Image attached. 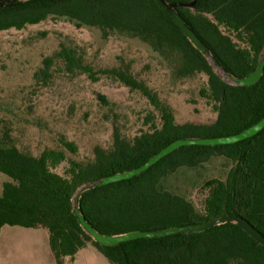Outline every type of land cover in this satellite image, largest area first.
<instances>
[{
  "label": "trees",
  "instance_id": "trees-1",
  "mask_svg": "<svg viewBox=\"0 0 264 264\" xmlns=\"http://www.w3.org/2000/svg\"><path fill=\"white\" fill-rule=\"evenodd\" d=\"M166 1L187 5L193 0ZM177 11L230 76L246 78L257 69L264 53V0H197L193 9ZM49 17L67 19L77 28L97 29L104 39H138L161 57L171 58L178 78L205 75L207 95L217 103V119L210 125H179L171 107L132 74L130 65L95 72L82 64L74 50L61 46L53 57L44 59L36 79L51 77L54 60L62 61L68 73L87 74L93 82L98 75L106 76L146 98L158 112L161 127L153 124L152 131L132 140L115 127L110 150L96 147L89 162L69 160L64 175L55 172L67 161L64 150L45 149L34 156L12 144L8 135H0V173L10 179L3 184L0 197V235L6 226L47 231L57 264L74 260L88 246L109 264H264V247L232 223L199 234L103 247L81 228L73 209L74 195L83 185L142 167L177 140L228 137L260 122L264 118V73L252 87L223 80L157 0L21 2L0 10V32L21 31ZM98 98L108 104L104 96ZM152 120L149 116L146 124ZM62 145L76 154L74 143L62 140ZM215 157L225 158L231 167L225 180L215 178L203 185L207 190L203 212L167 189L171 175L196 170ZM78 207L95 230L108 236L207 223L226 216L244 218L264 236V130L233 145L183 147L139 176L84 193Z\"/></svg>",
  "mask_w": 264,
  "mask_h": 264
},
{
  "label": "rangeland",
  "instance_id": "rangeland-1",
  "mask_svg": "<svg viewBox=\"0 0 264 264\" xmlns=\"http://www.w3.org/2000/svg\"><path fill=\"white\" fill-rule=\"evenodd\" d=\"M61 46L74 50L82 64L95 72L118 68L123 63L130 65L132 74L171 107L179 125H210L217 119V103L206 92L207 77L198 74L178 78L171 58L161 57L138 39H104L97 29L77 28L67 19L53 17L21 31L0 32V135H8L12 144L34 156L45 149L64 150L67 161L55 170L58 174H65L69 160L92 161L96 147L110 150L115 127L127 140L152 131L153 124L161 127L158 112L146 98L106 76L98 75V81L93 82L87 74L68 73L62 61L54 60L51 77L47 81L36 79L34 75L44 68V59L53 57ZM99 95L106 98L107 105ZM149 116L153 120L146 124ZM62 140L74 143L76 154L66 150ZM230 167L228 160L215 157L196 170L183 169L171 175L166 187L203 212L207 196L203 185L215 178L225 180ZM8 181L0 173V197ZM36 241L47 243L46 234L5 231L0 239V264H52L33 243ZM65 264L109 262L88 246Z\"/></svg>",
  "mask_w": 264,
  "mask_h": 264
},
{
  "label": "water",
  "instance_id": "water-1",
  "mask_svg": "<svg viewBox=\"0 0 264 264\" xmlns=\"http://www.w3.org/2000/svg\"><path fill=\"white\" fill-rule=\"evenodd\" d=\"M29 1H33V0H0V9L13 8L21 2H29ZM157 1L172 17L176 25L184 33V35L186 36L188 41L192 44V46L196 50H198L201 55L206 57L214 67H216L219 71H221L230 80L229 83L231 85L252 87L261 80L264 73V53L257 69L246 78L232 77L228 73H226L224 69L218 64V62L213 57L210 49L205 45V43L200 38L197 37L196 33L187 25L186 21L177 11V8L180 7L193 9L197 4V0H193L190 4L187 5L172 4L167 2L166 0H157ZM222 98L224 100V94H222ZM263 130H264V118L257 124L253 125L249 129L237 135H232L228 137L207 138V139H180L171 143L169 146H167L165 149L159 152L156 156L151 158L142 167L105 177L102 180L95 183L83 185L77 191V193L74 195L73 198V209L75 215L77 216L80 222L81 228L84 229L94 241H96L103 247H116L122 243H127L140 239H156V238L161 239L179 234H199L206 232L212 228L224 224L232 223L242 228L252 239H254L259 245L264 247V236L258 230H256L247 220L239 216H226L207 223L187 225L183 227H171L159 231H134L122 235L108 236L101 234L97 230H95L89 224V222L86 221L84 215L80 212L78 207L80 197L84 193L94 190L96 188L130 180L136 176H139L144 172L148 171L151 167L156 165L165 157L169 156L170 154L174 153L175 151L183 147H190V146L215 147V146H223V145H233L241 141L247 140L249 138H252Z\"/></svg>",
  "mask_w": 264,
  "mask_h": 264
},
{
  "label": "crops",
  "instance_id": "crops-1",
  "mask_svg": "<svg viewBox=\"0 0 264 264\" xmlns=\"http://www.w3.org/2000/svg\"><path fill=\"white\" fill-rule=\"evenodd\" d=\"M5 231H11V232H39V231H43L45 234H46V236H47V243L45 242V243H39L38 241H36V242H33V243H35L37 246H39L40 248H41V250H43V252H44V254H45V258L47 257V258H49V260L51 261V263L52 264H57L56 263V261H55V259H54V257H53V254H52V252H51V249H50V247H49V235H48V233H47V231H45V230H43V229H25V228H21V227H9V226H6V227H4L3 229H2V232H1V235H0V239H2V237L4 236V232ZM81 252V251H80ZM79 252V253H80ZM78 253V254H79ZM77 254V255H78ZM75 259V258H74ZM72 262V261H74V260H70V259H65V262H64V264L66 263V262Z\"/></svg>",
  "mask_w": 264,
  "mask_h": 264
}]
</instances>
